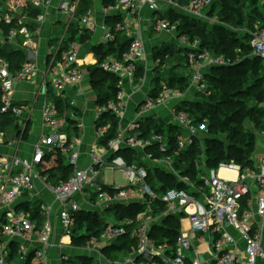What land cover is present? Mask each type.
<instances>
[{"label":"built area","instance_id":"1","mask_svg":"<svg viewBox=\"0 0 264 264\" xmlns=\"http://www.w3.org/2000/svg\"><path fill=\"white\" fill-rule=\"evenodd\" d=\"M80 1L60 0L61 5L54 6L68 19L57 39L48 42L41 67L35 51L42 42L39 27L49 15L51 0H15L11 9H0V40L10 42L26 55L25 62L15 72L0 56V114L16 116L18 128L14 127V135L19 136L17 140L7 138V128L12 125L2 127L0 122V145L4 142V145L19 144L30 117L27 105L14 100L17 84L40 74V89L45 95L51 89L56 97L64 99L67 88L81 89L86 68L79 60L78 40L86 28L94 25V13L90 8L75 19ZM213 2L116 0L103 7L105 16L109 12H123L134 16L138 23L142 20L143 8L152 11L155 15L152 29L175 36L176 46L188 49L185 59L190 74L189 86L180 91L162 84L159 94L151 96L149 76H155V73L152 69L147 72V64H144L145 73L141 80L134 83L136 64L145 62L147 56L141 29L132 37L127 33L131 37L127 48L118 58H106L101 64L105 70L120 76V89L115 101L98 105L93 124L94 142L89 146L84 164L79 163L82 154L79 135L85 127L83 120L73 107L60 112L46 97L40 113L41 133L30 143L28 156L13 154L6 157L0 153V264H51L50 254L55 247H68L77 252L74 258L60 252V264H203V257L209 264L264 261L260 229L252 226L253 212L245 209L243 204V198L258 189L261 194H257L255 214L264 216V159L257 168H243L232 160L220 162L216 168H204L202 153L198 174L201 185L188 176H181L175 168L179 153L192 145L196 138L201 141L203 136L200 135L206 132L205 124H197L189 111L181 108L182 100L195 98L196 93L210 95L204 79L205 69L232 62L231 58L201 48L197 39L190 40L188 35L179 33L178 23L161 14L163 10L171 9L183 16L205 20L208 17L204 11ZM25 7L38 12L30 16ZM29 22L30 26L26 24ZM73 23L77 26L71 39L68 30ZM5 25L9 26L7 32L3 30ZM102 28L107 41L114 40L118 31L130 32L124 22H114L112 26L103 25ZM248 32L252 54L264 61V27L257 22ZM159 65L160 59L155 58L153 68ZM126 83L132 88L131 92L124 91ZM135 92H144L143 98L136 104L132 118L125 120L128 101ZM70 104L74 106V102ZM104 112L116 115L118 130L115 137L102 145L98 140L107 134L109 125H99L97 121ZM154 117L166 125L179 127L182 133L175 141L158 132L140 136L141 122ZM71 125L77 133L68 136L67 128ZM200 146L203 148L202 144ZM121 148L134 151L143 165L127 163L117 154ZM57 154L65 156L72 172L66 179L53 183L48 180L45 169ZM145 162L173 174L183 183V188H167L161 192L153 189L147 183ZM221 169L236 172L238 176L234 180L224 178L219 175ZM105 171L114 175L120 173L125 185H119L115 179L113 184H105ZM130 203L141 206V210L131 217L117 219L113 211L108 210ZM79 212L97 214L107 220L98 234L90 235L83 242L72 238L76 236L74 224ZM169 216L178 219L177 236L173 240L165 237L160 241L154 237L153 227L162 224ZM54 222L62 228L61 237L69 238L66 243L60 241L56 245L51 241L56 229ZM228 228L236 231L237 238ZM115 249L121 251L119 257L109 254Z\"/></svg>","mask_w":264,"mask_h":264},{"label":"trees","instance_id":"2","mask_svg":"<svg viewBox=\"0 0 264 264\" xmlns=\"http://www.w3.org/2000/svg\"><path fill=\"white\" fill-rule=\"evenodd\" d=\"M115 1L104 0V3L106 5L115 3ZM187 1L180 0L181 3ZM263 1L214 0L204 11L208 17L205 20L183 16L171 9L163 10L161 14L171 22H177L179 33L188 35L190 40L197 39L201 48L231 58L232 62L229 65L211 66L205 69L204 79L210 95L204 96L201 93H196L195 98L187 97L181 102V108L189 111L194 122L206 125V132H203L202 140L199 141L196 138L192 145L179 153L175 161L177 172L181 176H188L197 185L202 184L198 178V174L201 172L200 155L202 153L204 155V168H216L220 162L231 160L243 168L250 166L255 131L264 130V61L252 54L248 32L257 22L264 27ZM92 4V0H81L76 15L80 16L85 10L92 8ZM25 9L29 11L30 16H35L38 12L37 10H29L28 7ZM116 21L121 22L122 18L118 17ZM26 24L30 26L29 23ZM110 25L113 24L110 23ZM76 26L77 24L73 23L68 30L71 39L75 35ZM240 27L245 30L241 35L237 30ZM8 29L9 26H3L4 32H7ZM85 34L87 33L84 32L82 36ZM115 34V39L107 41L99 50L102 53L98 55L97 63L92 66H85L90 86L96 95L97 105L115 101L120 89V76L101 67L107 56L118 58L131 42L130 37L122 38L120 31ZM0 52V56L9 62L12 72L18 70L25 62V53L19 49L12 48L7 52L1 49ZM187 52L188 49L177 47L175 44H167L153 50L152 60L159 58L160 65L153 68L155 76L151 77L152 88L149 93L151 96L159 94L162 84L180 91L187 89L190 83V74L187 72L185 59ZM173 56L176 58L173 59ZM144 73V63L139 61L136 64L134 83L139 82ZM248 80H252V82L246 87L244 85L248 83ZM46 95L47 100L54 102L58 111L62 112L72 108L67 99L56 97L51 89H48ZM239 97H246L248 100L245 103ZM262 102V106H255ZM17 120L16 116L10 113L0 114L2 127L14 125L18 128ZM157 120L159 122H155L154 118H147L141 122L142 133L140 136H148L152 132H158L164 133L168 139L175 141L176 136L182 133L179 127L166 125L160 118ZM245 120L251 122L252 128L244 125ZM97 123L109 125L107 134L98 140L99 144L105 145L109 139L116 136L118 119L112 112H104ZM29 124L28 121L23 136L28 134ZM76 133L74 126L71 125L67 128L68 136ZM223 135L225 136L224 139L221 138ZM117 154L123 156L129 164L143 165L142 159L130 148H121ZM144 164L148 169L147 183L156 191L161 192L167 188H183V183L178 181L173 174L161 167L150 166L147 162ZM45 172L49 175L48 180L55 183L58 179H66L71 174L72 167L66 162L65 156L57 154L51 159ZM108 210L113 211L114 216L120 219L136 215L141 210V206L130 203L128 205H116ZM76 216L74 224L76 236H72V238L77 241L81 240V242L92 234H98L107 221L97 214L85 212H79ZM178 226V219L175 216H169L162 224L153 227L154 237L160 241L165 237L173 240L177 236ZM82 228L83 230H81ZM80 232H84V234L79 236L78 233Z\"/></svg>","mask_w":264,"mask_h":264},{"label":"crops","instance_id":"3","mask_svg":"<svg viewBox=\"0 0 264 264\" xmlns=\"http://www.w3.org/2000/svg\"><path fill=\"white\" fill-rule=\"evenodd\" d=\"M92 10L94 13V25L92 27H88L85 29V34L79 40V60L84 64V66H92L97 63L98 55L102 53L99 51L102 49L104 44L107 42L106 39L103 37V25H110V23L119 22L116 21L118 17L122 18L121 22H124L126 26H128L127 32L125 30L120 31L122 34V38L129 37L127 33L132 37L134 33L141 29V37L143 38V45L146 53V61L143 62L147 64L149 68L147 72H150L151 69L153 70V60H152V53L153 50L157 48H161L167 44H175L176 41L175 36L171 34H166L165 32H155L151 25L155 19V15L152 11L148 8H143L141 11L142 20L140 23L135 19L136 24L133 23L134 16L126 13H116V14H109L105 16L103 7L105 6L104 0H92ZM52 7L49 11V15L46 21L40 25L39 30L41 31L42 42L38 44V48L36 49V60L40 63V67L42 66L41 62L43 56L45 54V50H47V46L49 45L48 42L50 40L54 41L57 39L59 33L64 29L66 20L68 19L65 13L62 10H58L54 8V6H59L60 0H51ZM61 5V4H60ZM122 14V15H121ZM79 15H75V19H78ZM30 24V22H29ZM130 37V38H131ZM176 45V44H175ZM106 58H115L113 56H107ZM40 74L35 75L32 79L28 81L20 82L16 85L15 92H14V100L18 102H23L29 108L28 111L30 112L29 117V132L30 139L26 141V143L20 142L19 144H10V145H0V153L4 154L3 156L9 155H18V156H28L30 153V143L41 133L40 127V113L41 108L45 103L46 95L44 94L43 90L40 89L39 84ZM151 76H149V79ZM81 89L78 87L67 88L64 93V99H67L68 102H74V106H72L79 114L81 119L83 120L85 127L84 130L80 133L81 137V157L79 160L80 164H84L87 162V151L89 150V146L94 142V117L95 113L97 112L98 105L96 104V95L90 86L89 77L86 72L84 80L80 84ZM125 92H131L130 86L126 83ZM147 86V85H146ZM144 92H135L132 94L131 98L128 101L126 111L124 113L125 120L131 119L133 113L135 112V106L139 100H142ZM71 105V104H70ZM14 125L8 127V132L6 137L13 140L16 137ZM256 132H260L261 137L258 139L255 135L254 138V147L252 154L250 156L251 164L250 166L253 168L259 167L260 160L264 159V130H256ZM257 139V140H256ZM256 145L258 146V152H255ZM254 153H258L257 156ZM219 175L227 178V179H236L238 174L236 172L227 171V170H219ZM257 194L260 195L261 193L258 192V189H255L247 197L243 198L244 208L251 210L253 212V217L251 222H253V227L256 229H260V239L262 245L264 246V216L260 217L255 214V201L257 199ZM248 204V205H247ZM56 225L55 232L51 238V241L57 245L58 242L66 243L69 238L61 237V226L58 222H54ZM228 231L237 238L236 231L232 228H228ZM61 238V239H60ZM243 247V244H241ZM241 247V248H242ZM60 252H65L68 254L70 258H74L77 255V252L70 250V248H58L55 247L52 249L50 256L52 257L51 264H60L59 262V254ZM112 256L119 257L122 253L120 250H111L109 253ZM204 256V255H203ZM203 264H209L205 258H202ZM256 264H264L263 260H258Z\"/></svg>","mask_w":264,"mask_h":264},{"label":"rangeland","instance_id":"4","mask_svg":"<svg viewBox=\"0 0 264 264\" xmlns=\"http://www.w3.org/2000/svg\"><path fill=\"white\" fill-rule=\"evenodd\" d=\"M14 1L15 0H0V9L1 10H5V9H11L12 7H14ZM263 14H264V12H263ZM133 19V23L132 24H136V22H135V18H132ZM210 25V24H209ZM237 30H238V33H239V35H241L245 30H243V28L242 27H240V28H237ZM12 48H14V46H13V44H11L10 42H7V41H3V40H0V50L2 49V50H4V52H7L8 50H11ZM1 53V52H0ZM5 54V53H4ZM26 56V55H25ZM174 58L173 59H175L176 57L175 56H173ZM26 59V58H25ZM248 83H246L244 86H246L247 87V85H249V84H251V82H252V80H248L247 81ZM241 100H244L245 101V103L247 102V98L246 97H239ZM254 104V103H253ZM263 105V102L262 103H257L255 106H257V107H259V106H262ZM154 121L155 122H159L158 120H157V118L156 117H154ZM244 125L246 126V127H249V128H252V124H251V122L249 121V120H245L244 121ZM19 131H20V128H19ZM255 135H256V137L258 138V139H260V137H261V134H260V132H256L255 131ZM200 136H203V133L200 135ZM15 138V140H17L18 138H19V136H17V137H14ZM221 138H225V136L223 135ZM30 139V135H28V134H26L25 136H22V138H21V142L22 143H26V141L27 140H29ZM257 140V139H256ZM6 142H4V144H5ZM3 143L1 144L2 146L4 145ZM255 152H258V146L256 145V148H255ZM254 155L255 156H257L258 155V153H254ZM103 175H104V182H105V184H113L114 183V179L116 180V183H118L119 185H125V179L122 177V175L120 174V173H116L115 175L113 174V173H111V172H108V171H105L104 173H103ZM115 183V184H116ZM81 230H83V228L81 229Z\"/></svg>","mask_w":264,"mask_h":264},{"label":"water","instance_id":"5","mask_svg":"<svg viewBox=\"0 0 264 264\" xmlns=\"http://www.w3.org/2000/svg\"><path fill=\"white\" fill-rule=\"evenodd\" d=\"M262 6L264 7V1H263V3H262ZM227 223V222H226Z\"/></svg>","mask_w":264,"mask_h":264}]
</instances>
